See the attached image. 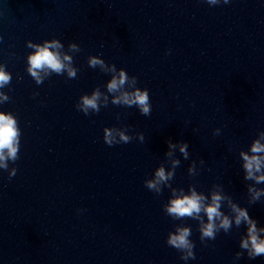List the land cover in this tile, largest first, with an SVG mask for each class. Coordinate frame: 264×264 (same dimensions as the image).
Listing matches in <instances>:
<instances>
[{
	"label": "water",
	"instance_id": "obj_1",
	"mask_svg": "<svg viewBox=\"0 0 264 264\" xmlns=\"http://www.w3.org/2000/svg\"><path fill=\"white\" fill-rule=\"evenodd\" d=\"M54 39L77 77L38 85L29 45ZM93 56L148 89L150 116L111 103L113 73L89 67ZM0 66L12 75L0 112L21 130L20 158L0 169V264H264L239 246L245 225L201 242L199 221L165 215L171 189L157 196L144 185L178 159L172 188L209 200L219 191L226 215L230 199L264 228V196L250 203L248 192L264 183L244 179L240 155L264 131V0H0ZM97 88L108 106L84 115L75 105ZM105 127H127L133 140L110 147ZM177 224L191 228L194 260L166 244Z\"/></svg>",
	"mask_w": 264,
	"mask_h": 264
},
{
	"label": "clouds",
	"instance_id": "obj_2",
	"mask_svg": "<svg viewBox=\"0 0 264 264\" xmlns=\"http://www.w3.org/2000/svg\"><path fill=\"white\" fill-rule=\"evenodd\" d=\"M209 5H218L220 0H207ZM224 4H228L229 0H223ZM29 47L34 48L27 57V72L32 79L39 85L42 84L45 77L52 74L64 75L67 73L68 79L77 77L78 69L72 66V57L62 53L63 45L59 40L45 41L43 45L30 44ZM69 49L72 52H79L80 48L76 44H70ZM88 65L91 68L100 67L103 71L113 73L112 78L108 81L107 92L113 96L111 103L113 105L136 107L140 114L147 117L151 115L152 106L147 88L141 89L137 87V78L130 79L127 72L123 69L117 72L113 65L111 68L105 65V62L95 56L89 57ZM12 81V75L0 66V89L7 87ZM9 96L0 91V104L8 102ZM108 106V96L103 95L97 88L90 95L84 94L79 97L75 107L84 115L99 113L101 107ZM127 127L123 130L116 127H105L103 129V140L108 146L118 144H127L133 140V137L126 134ZM220 129H214L213 135H219ZM140 139L143 135L139 134ZM20 138L21 130L18 127L17 119L11 113L0 112V169L7 170L8 162L15 163L20 158ZM264 131H260L258 138L255 139L250 147V152L241 151L240 155L243 159V169L246 172L245 180L254 181L256 184L264 183ZM177 144L168 142L169 152L167 156L173 155L172 150ZM188 144L182 142L179 144V151L184 159H188ZM203 160L200 161L203 164ZM180 165L178 159L171 160V171H166L163 166L154 171L151 179H145V187L159 196L165 187L171 189V195L163 205L165 215L173 220L183 221L190 218L199 221L201 242L206 240H214L217 233L223 230L228 233L233 227H240L242 224L246 226V237L240 241V248L247 252L249 259L264 256V228H258L257 223L250 217L245 208L239 207L228 199V207L233 213L230 218L222 211V205L226 197L219 191H213L210 200L204 194L196 191L194 187H189L187 193L183 188H172L169 183L175 175L176 168ZM195 162L189 167V175L194 176ZM17 169H12L9 178L16 175ZM248 192L251 194L250 203H255L264 196V189H257L249 186ZM204 217L207 222L205 223ZM192 231L190 227L180 224L175 226L174 231L168 233L166 244L175 248L180 255V259L187 262L189 259H195L194 242L190 239ZM236 259L242 255L237 252Z\"/></svg>",
	"mask_w": 264,
	"mask_h": 264
}]
</instances>
